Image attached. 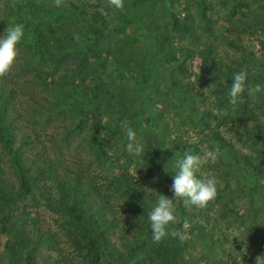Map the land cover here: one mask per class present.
Here are the masks:
<instances>
[{
  "label": "trees",
  "instance_id": "1",
  "mask_svg": "<svg viewBox=\"0 0 264 264\" xmlns=\"http://www.w3.org/2000/svg\"><path fill=\"white\" fill-rule=\"evenodd\" d=\"M67 1L70 6L59 10L63 13L59 15L60 23L41 29L35 35V42L21 40L18 44L28 47L32 85L46 98V112L44 108L42 112L33 109L35 120H42L44 126L60 114L59 102L70 106L74 98L89 101L93 95L89 86L78 80L77 72L74 80L68 77L70 70L54 75L33 66L38 43L45 42L54 54L63 48L60 33L64 17L73 21L85 18L86 30L98 41L113 38L111 45L94 52V58L103 57L106 62L112 58L117 69H121V78L143 86L152 83L154 77L145 54L140 51L141 41L135 32H128L135 19L130 17L126 2L118 10L109 7L107 0ZM149 1L131 0L130 7L143 8ZM49 2L14 0V5L18 7V15L23 6L35 14L46 11ZM252 14L248 0H163L157 13L148 15L144 34L155 44L168 82L164 91L157 85L160 101L150 102V106L155 101L161 106L159 112L149 114L151 126L161 132L175 171L185 151L203 155L207 150L218 149L215 162L209 161L197 172L198 178H203L202 174L215 178V199L204 208L185 207L182 200L174 201L177 222L168 229L185 231L183 241L168 235L154 243L152 234H146L139 226L143 211L150 212L156 204L155 191L171 199L174 193L169 180L163 178L164 173L161 176L155 173L151 148L141 156V166L148 167L149 176L158 175L153 192L141 186L124 166L110 164L107 142L118 130L108 122L86 133L90 118L74 120L70 128L64 129L60 140L52 141L55 151L61 145L68 147L74 135L82 134L77 147L83 145L91 154L83 166L87 172L79 168L68 174L57 153L42 160L34 171L25 167L22 149H33L35 140L23 136L19 146H14L7 110L15 90L4 89L0 77V146L14 174V183L6 182L4 160L0 156V235L7 237L5 247L15 264H46L47 254L51 252L57 259L54 264H104L111 239L117 232L129 234L131 241L124 248L123 262L115 264H255L256 256L264 255V208L258 206L254 197L259 185L264 187V24L254 28L247 24L232 27L235 22L248 21ZM247 37L258 40L256 51L247 50L244 44ZM94 47L89 46V50L93 51ZM139 51L141 58L137 57ZM241 69L248 72L245 91L240 102L233 106L227 93L233 74ZM257 84L262 90L249 94V89ZM210 85L204 94L201 90ZM170 93L177 98L175 101ZM170 111L178 118L175 134L169 124L157 128L158 121L154 118L157 115L164 119ZM190 132L195 140H183ZM93 165L96 176L89 173ZM110 165L114 167L112 173ZM238 166L247 171L248 178L238 176L235 170ZM95 178L101 183H96ZM40 209L51 217L53 228L39 225ZM121 212H125L123 218L119 216ZM185 219L190 224L187 230L183 229ZM195 247L200 252L192 263L186 260V255ZM234 249L238 251L236 255L232 254Z\"/></svg>",
  "mask_w": 264,
  "mask_h": 264
},
{
  "label": "rangeland",
  "instance_id": "2",
  "mask_svg": "<svg viewBox=\"0 0 264 264\" xmlns=\"http://www.w3.org/2000/svg\"><path fill=\"white\" fill-rule=\"evenodd\" d=\"M39 3L40 0H33ZM129 5V14L135 23L128 28V32H135L139 40L141 41L140 51H142L147 59V64L150 66L149 71H152L154 77L151 80L152 83H148L143 86L134 85L133 82L126 78L120 77L121 69H117L114 62L109 59L106 62L103 57L94 58V52L102 48V46H109L113 43V38H97L92 37L86 30L83 20H72L64 17V25L60 33L63 48L54 53L50 52L45 42L38 43L37 55H34L35 69L41 71H51L54 75L64 73L70 70L68 77L77 80L76 72L80 74L79 81L84 82V85L89 86L93 91L92 98L89 101H83L78 98H74L70 106L59 102L58 109L59 115L52 117L51 121H48L44 126L42 120H35L33 109H38L41 112L43 108L44 112L47 110V102L43 93L39 88H35L32 85L33 72L28 70V61L30 53L27 52L28 47L23 45V48L17 44L18 56L13 64L12 69L8 74L3 76L2 83L4 89L15 90L12 94L9 106L7 110V118L11 122V128L14 146L18 147L23 136L33 137L35 140V146L33 149L30 147H24L22 149L21 158L22 164L25 167H29L34 171L37 165H40L42 160L53 156V154H60V158L63 161V167L67 168V173L73 174L74 170L83 168L87 164L91 157L89 151L83 146L79 145L80 140L83 138L82 134L74 135L69 141L68 147L62 146L58 150L53 151L54 140H60L61 134L65 128H70L71 122L74 120H87L90 118L91 122L88 124L86 133L92 132L96 128H101L104 122H108L111 127H115L118 130V134L107 142L108 153L111 156L110 164L115 166H124L128 171L140 182L141 186L147 188L153 192L154 183H157V177L164 173L163 178L169 180L172 184L173 176L175 175V168L173 161L168 158V146L163 145L161 138V132L156 131L150 124L149 114L152 112H159L161 108L159 93L166 90L168 82L166 81V68L161 59L156 54L155 44L148 39L147 34H144L145 26L148 24L150 14H156L159 5L163 0H150L143 8L132 9L130 7L131 0H123ZM251 4L253 11L252 17L248 21L235 22V26L240 24H247L254 28L255 26H261L264 24V0H248ZM14 0H0V36H2L7 27L14 24H22L24 26V37L22 40L26 42H35V35L45 27L49 25L58 24L61 22L59 15L62 8H68L70 1L63 0L61 7L54 5V0H50L47 9L35 14L29 13L26 7L20 8V14L18 15V7L13 6ZM259 7L257 8V6ZM14 7V8H13ZM258 9V11H257ZM63 14V13H61ZM59 20L57 21V19ZM245 39L244 44L247 50L252 52L258 48V40L255 38ZM108 40V41H107ZM21 42V41H20ZM54 44V43H52ZM56 44V43H55ZM95 45L93 51L89 50V46ZM137 57L141 58L140 53ZM113 52V51H112ZM105 56V54H102ZM258 55V54H256ZM60 56V59L58 57ZM263 56V57H262ZM262 63H264V54L262 55ZM260 57V58H261ZM259 58V59H260ZM261 59V60H262ZM74 69L75 71H73ZM195 71L196 69L193 68ZM157 85H160V91L157 92ZM162 88V89H161ZM204 89V88H203ZM32 95V97H29ZM171 99L174 101L177 99L173 93H170ZM151 100H157L150 106ZM162 101V98H161ZM157 106V107H156ZM161 107V106H160ZM162 113V112H161ZM186 115L185 112H183ZM159 126L168 125L173 134H175L174 128L176 127V121L178 118L171 113L167 114V117L160 119L157 115L154 117ZM153 119V117H152ZM122 121L127 122V126H130L137 134V139L144 145V151L151 148L152 155L154 157L155 174L149 176V169L147 166L142 165V158L139 156L130 154L127 151V137L125 128L121 126ZM152 121V120H151ZM38 137V138H36ZM183 140L193 142L195 140L194 133L183 136ZM165 144L167 143L164 142ZM0 156L4 160L3 177L6 182L14 183V174L12 168L9 165V158L1 151ZM111 173L114 167L111 166ZM238 166L235 170L240 178H248L247 171L239 169ZM87 172V169H84ZM199 172V170L197 171ZM235 172V171H234ZM89 173L91 175H97L96 166L93 165L90 168ZM203 178H209L208 175L202 174ZM154 178L156 180L154 181ZM167 178V179H166ZM96 183L100 184V180L95 178ZM217 186V184H216ZM160 186L156 187L159 190ZM254 197L257 200L258 206L264 208V187L259 185L258 191L255 192ZM145 209V207H143ZM39 214L38 223L44 225L46 228L52 226L51 217L45 214L42 209L37 211ZM119 215L123 218L125 212H121ZM148 209H145L139 217V226L145 229L146 234H152L150 221L148 218ZM50 228V227H49ZM139 228V227H138ZM6 238L0 235V264H15V260L11 253L6 249ZM9 240V238H8ZM131 241L129 234L117 232V234L111 239L109 244V252L106 258H104V264H115L123 262V254H125L124 248ZM199 248L195 247L190 250L186 255V260H190L192 263L199 255ZM237 250H233L232 254H237ZM229 256V255H228ZM45 257V255H44ZM57 260L54 252L47 254L45 263H53ZM118 260V261H116ZM240 260V259H239ZM54 264V263H53ZM232 264V263H228Z\"/></svg>",
  "mask_w": 264,
  "mask_h": 264
},
{
  "label": "clouds",
  "instance_id": "3",
  "mask_svg": "<svg viewBox=\"0 0 264 264\" xmlns=\"http://www.w3.org/2000/svg\"><path fill=\"white\" fill-rule=\"evenodd\" d=\"M63 0H54L56 7L62 6ZM109 7L122 10L124 7L123 0H107ZM102 14H106L101 9ZM24 37V26L22 24H14L7 27L2 36H0V77L5 76L10 72L13 64L18 56L17 44ZM248 76L247 69H241L239 72L233 74L230 90L227 93L229 103L233 106L237 105L239 98L245 91V82ZM202 89L204 94H207L208 89ZM261 86L255 85L254 88L249 89V94L260 92ZM121 126L125 128L127 137V151L130 154L141 155L144 152V145L137 139L136 132L127 126L126 121H122ZM218 154V149L215 151L207 150L203 155L191 154L189 150L183 153V156L177 161V171L173 176V182L170 190L174 193V199H171L159 192L155 191L156 204L149 212L148 218L152 231V239L154 243H159L168 235L173 238H179L183 241L187 233L172 229L169 231L168 226L177 222L176 205L174 201L182 200L185 207L196 206L204 208L207 204L214 200L217 195L215 178H198V169L208 163L215 162ZM156 178H154V181ZM190 227L189 221H183V229L187 230ZM255 264H264V255H258L255 258Z\"/></svg>",
  "mask_w": 264,
  "mask_h": 264
}]
</instances>
